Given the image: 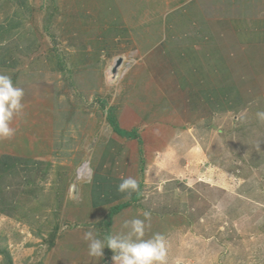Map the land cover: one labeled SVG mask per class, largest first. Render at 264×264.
Segmentation results:
<instances>
[{
	"label": "rangeland",
	"instance_id": "374dc122",
	"mask_svg": "<svg viewBox=\"0 0 264 264\" xmlns=\"http://www.w3.org/2000/svg\"><path fill=\"white\" fill-rule=\"evenodd\" d=\"M65 1L54 0L47 9V1L40 0L41 7L36 8V17L31 21L38 25L34 44L33 33L29 36L23 23L12 30L10 37L0 34V62L5 63L3 52L7 50L20 61L14 74L4 69L0 73L10 75L13 84L25 90L24 107L10 125L15 134L0 139V264H113V252L107 247L103 257L89 255L85 233L92 231L100 239L126 234L129 229L124 227V221L145 220V212L150 216L145 220L143 239L156 233L165 237L167 264H264V120L250 114L252 107L264 109V101L246 104L241 107L244 112L237 114L214 115L210 127L199 121L195 122L196 131L180 125L174 129L181 134L175 133L178 137L172 144V131L165 125L143 129L138 156L142 149L147 163L153 165L156 159L162 165L164 162V171L172 176L168 177L169 183L168 178L152 179L149 186H142L139 202L113 219L110 233L105 229L101 222L106 219L107 209L92 210L90 195L99 171L107 174L117 161L116 148L123 142L114 143L109 119H113V107L120 106L121 110L131 99L124 90L125 79L131 72H139L134 70L137 54L135 47L128 52L119 44L108 48L109 43H105L108 47L104 46V53L99 52L93 43L96 33L83 27L84 38H79L78 33L77 45L93 47V51L86 52L85 63L65 76L54 70L56 56L62 58L66 69L74 58L79 59V49H73L74 53L62 44L63 28H50L53 24L67 26V16L75 14L66 10ZM117 2L126 28H147L138 35L149 40L158 36L155 28L168 26L162 19L175 8L197 9L208 28H217L215 20L220 17L229 20L237 16L241 20L264 16V0ZM235 6L239 8L234 9ZM2 13L6 10L0 6V17ZM76 19L79 20V12ZM28 23L29 18L25 24ZM188 23L194 22L184 15L169 28H196ZM244 38L243 53H256L257 61L263 62L264 44L255 39L257 44L251 45V39ZM44 42L51 45L52 58L44 51ZM13 43L16 49L10 48ZM28 46L36 55V69L23 65L21 53ZM214 48L217 56L221 54L219 46ZM200 52L202 56L203 50ZM151 55L154 58V53ZM116 58H121V63L115 69ZM221 71L217 65L216 69L205 66L200 70L198 78L207 79L203 87L217 89L218 94V88H223ZM145 99L148 100L139 95L132 98L144 102L143 110L149 108ZM237 100L241 98L233 97L230 102ZM151 104H156L154 98ZM152 108L157 111L162 106ZM143 110H138L140 116L144 115ZM155 113L149 115H162ZM219 128L224 136L216 132ZM247 150L254 160L240 159L247 156ZM125 155L129 162L127 151ZM138 175L141 174L137 170L136 175L132 172L125 179L141 178Z\"/></svg>",
	"mask_w": 264,
	"mask_h": 264
},
{
	"label": "crops",
	"instance_id": "0c3cea01",
	"mask_svg": "<svg viewBox=\"0 0 264 264\" xmlns=\"http://www.w3.org/2000/svg\"><path fill=\"white\" fill-rule=\"evenodd\" d=\"M46 1L44 7L48 9L49 5L50 7L53 6L54 0ZM64 3L67 7L66 10L75 14L67 16V26L59 27L57 24H53L50 28H63L61 32L62 44L67 45V48L71 49L74 53V50L79 49V59L75 61L74 58L71 67L66 69V66L61 61L62 58L59 56L54 57V70H57L61 75L67 74L68 71L71 73L76 71V66L80 67V65L85 63V59H87L86 52L89 50L93 51V47L91 46L92 48H90V45L86 47L82 44L77 45V34L79 33V38L81 36L84 38L82 35L84 33L83 27H87L86 29L91 28L96 33V41H93V43L94 45H98L97 50L99 52H103V50L105 52V49H107L104 48V46H107L105 43L110 44L109 47L107 46L108 48H114L119 44V46H122L128 52H133L131 50L135 47L137 57L134 62L138 65L133 69H137L139 72H131L132 74L127 75L125 86L127 85L128 87L126 86L124 89L131 99L127 101L125 106L122 105L123 108L121 110L119 106L113 117L114 123L119 128L127 132L136 129L141 140V145L144 139L142 130L149 125L155 124L158 126L163 124L169 128L172 131V144L176 141L175 136L177 135L175 133L181 134L174 129L180 125H187L188 128L194 131L196 129L195 122L199 121L204 123L205 126L210 127L212 124L211 118L213 120L214 115L222 116L230 112L237 114L244 112V109H241V107L247 106L246 104L252 105L264 101V70L261 68L264 67V61H257L256 56L258 54H253V49H251L252 53H243L244 37L251 39V45L257 44L255 39L260 40V44H264V16H247L245 17L246 19L241 18V20L237 16L229 20L220 17L218 21L215 20L217 28H208L207 21L200 18L202 13H199L197 9L187 6V10H193L180 11V8H175L167 12L163 17L164 19H162L163 22H167L168 26L165 28H155L158 36L149 40L138 35L140 32H146L147 28H139L140 30L126 28L123 24L122 8L117 0H67ZM0 6L3 11L6 10V13L3 14V12L0 17V28H3L0 34L10 37L12 30L20 28L19 23H23L24 28H27L25 31L28 35L32 37L33 33V40L31 41L34 44L36 42L35 35L38 25L35 22L31 24V21L36 17V8L39 9L41 7L40 0H0ZM238 8L239 6H235L234 9ZM53 9L55 8L53 7ZM182 9L185 10V8ZM78 12L79 20L76 19ZM184 15L189 16L191 21L194 22L188 23V25L191 24L196 28H169L175 20H181ZM28 18L29 23L26 25L25 22L27 23ZM213 31L214 34L211 36ZM67 32L69 34L65 35ZM148 33H151V31L148 30ZM90 35L92 34L90 33ZM30 46L21 53L22 58L25 60L23 65L26 64L27 69L35 66L36 62V55L30 52L32 48ZM215 46L220 47L222 55L220 53L218 56L216 55ZM50 47L51 45H47L44 42L43 49L47 56L52 58L53 52L50 51ZM10 48L16 49L17 45L13 43ZM201 50H203L202 56L201 52L199 53ZM163 52L166 53L165 56ZM140 53L141 55H139ZM153 53L154 58L151 55ZM3 59L5 63L0 62V70L4 69L9 71L7 73L14 74L15 65L19 64L20 61L14 59L8 50L7 52H3ZM216 65L222 68L220 80L223 88H218L220 91L218 94L215 93L217 89L203 87L204 84L202 83L207 79L201 81L198 78V75L201 74L200 70L203 71L205 66H212L216 69ZM34 68L36 69V66ZM23 71L26 70L24 69ZM139 87L141 90H137ZM138 95L139 97L148 99H145V102L149 105H147L148 109H142V106H144L143 101L132 100L133 97ZM192 96L196 99H192ZM233 97L241 98V101L230 102ZM153 98L156 104H151L150 106ZM153 106L157 108L162 106V109L153 111ZM138 110H143L144 115L140 116ZM254 110L256 111L254 112ZM153 112L162 115H149ZM250 112L252 116L257 117V113L264 112V109H254L252 107ZM116 113H119V116ZM234 127L236 126L234 125ZM234 129L237 130L236 128ZM215 130L218 134L224 136L220 128ZM112 133L114 134V143L115 141H122L125 143V146L123 143H119L120 147L116 148L119 152L117 156L115 155L117 161H114L112 167L108 168L107 174L103 173L102 169L99 171L98 181L94 183L90 195L91 206L92 208L94 207L92 210L107 209L106 211L108 212L113 206L128 201L132 202L131 200L136 196L140 200L142 186H149V183H152L153 180L158 181L172 176L171 173L164 171V162L162 165L156 159L157 161L153 165L147 163L145 151L142 152V149V154L138 156L137 146L139 147V144L136 140L118 138L114 132ZM185 136L187 137V135ZM189 145L191 144L187 146ZM126 151L129 155V162L124 157ZM201 153L197 155L200 156ZM246 155V157L241 156L240 159L254 160V157L251 156L252 154L248 150ZM143 169L145 170L144 175L141 173ZM137 170L141 174L138 175L141 178L137 177L135 179L138 181L139 190L133 192L131 196L119 192L117 190L118 185L125 177L130 176L132 172L136 175ZM183 170L186 172L185 169ZM228 170L224 171L225 175H228ZM151 174H154V176L149 179ZM180 174L181 171L179 169L178 178ZM229 174L232 173L229 171ZM174 177V179H177L176 174ZM166 181L169 183L170 179L168 178ZM102 187H104V191H101ZM132 204L129 207L135 205Z\"/></svg>",
	"mask_w": 264,
	"mask_h": 264
},
{
	"label": "clouds",
	"instance_id": "9594fccd",
	"mask_svg": "<svg viewBox=\"0 0 264 264\" xmlns=\"http://www.w3.org/2000/svg\"><path fill=\"white\" fill-rule=\"evenodd\" d=\"M24 97L25 90L14 85L10 75L0 73V139L11 138L15 134V129L10 125L23 109ZM257 117L264 120V112H258ZM117 190L131 196L139 190L138 181L124 179ZM149 216V213H144L145 220ZM145 220L133 218L124 221V227L129 231L123 235H107L100 239L92 231L86 232L84 238L89 241V255L103 257V250L107 247L113 252V264H167L165 237L156 233L150 239H143Z\"/></svg>",
	"mask_w": 264,
	"mask_h": 264
},
{
	"label": "trees",
	"instance_id": "16d2710c",
	"mask_svg": "<svg viewBox=\"0 0 264 264\" xmlns=\"http://www.w3.org/2000/svg\"><path fill=\"white\" fill-rule=\"evenodd\" d=\"M61 66V65H59ZM71 72L68 71L67 75H69ZM66 75V74H65ZM64 75V76H65ZM117 108H114L113 107V110L112 113H113V116H114V113L116 112ZM112 115V114H111ZM114 119V117H113ZM113 119H109V122L112 126V131L117 135L119 136L120 138H124L125 140H130V139H134L138 142L139 144V147H141V140L139 138V135H138V131L135 129V130H132L130 132H127L121 128L118 127V125H116L114 123V120ZM137 200H139V197L136 196L133 200H131L132 202L128 201V202H125V203H121L119 205H116V206H113L109 209V211L107 212L106 214V219L104 222H101L102 225L105 227V229L110 233L111 232V225L113 223V219L121 213V211H123L125 208L129 207L131 205V203L135 204V202H137ZM132 204V205H133ZM110 251V250H109ZM111 252V251H110ZM6 254V253H5Z\"/></svg>",
	"mask_w": 264,
	"mask_h": 264
},
{
	"label": "water",
	"instance_id": "95a60500",
	"mask_svg": "<svg viewBox=\"0 0 264 264\" xmlns=\"http://www.w3.org/2000/svg\"><path fill=\"white\" fill-rule=\"evenodd\" d=\"M121 63V58H116L114 61V68L116 69Z\"/></svg>",
	"mask_w": 264,
	"mask_h": 264
},
{
	"label": "bare ground",
	"instance_id": "6f19581e",
	"mask_svg": "<svg viewBox=\"0 0 264 264\" xmlns=\"http://www.w3.org/2000/svg\"><path fill=\"white\" fill-rule=\"evenodd\" d=\"M89 178V177H88ZM71 189H73L74 190V188H71Z\"/></svg>",
	"mask_w": 264,
	"mask_h": 264
}]
</instances>
